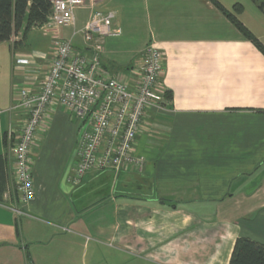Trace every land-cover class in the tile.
Returning <instances> with one entry per match:
<instances>
[{"label": "crops", "instance_id": "0c3cea01", "mask_svg": "<svg viewBox=\"0 0 264 264\" xmlns=\"http://www.w3.org/2000/svg\"><path fill=\"white\" fill-rule=\"evenodd\" d=\"M264 48V13L250 0H215ZM93 6L112 11L99 60L130 76L146 45L164 54V102L136 141L142 171L87 174L70 187L73 116L46 118L33 156L34 199L11 194L3 137L18 88L37 85L56 41L73 39ZM73 27L33 28L0 43V264H228L234 242L264 246V54L209 0H85ZM79 49V50H82ZM25 62V63H23ZM18 128V127H16ZM10 192V193H9Z\"/></svg>", "mask_w": 264, "mask_h": 264}, {"label": "built area", "instance_id": "2783aa9c", "mask_svg": "<svg viewBox=\"0 0 264 264\" xmlns=\"http://www.w3.org/2000/svg\"><path fill=\"white\" fill-rule=\"evenodd\" d=\"M49 1L50 14L40 28L73 27L75 12L88 7L85 0ZM89 10L79 31L83 49L75 48L72 38L56 41L44 69L35 76L36 87L22 88L15 101L14 109L25 113V119L16 124L18 128L10 124L6 132L10 140L5 133V142L9 140L13 162L11 194L18 204L34 199V150L47 115L57 109L70 113L78 128L68 186H79L92 172L142 171L144 160L136 156L135 146L151 128L149 113L164 102L160 87L164 54L148 44L130 76L109 75L99 52L102 40L116 34L111 28L115 14L96 10L93 2Z\"/></svg>", "mask_w": 264, "mask_h": 264}, {"label": "trees", "instance_id": "16d2710c", "mask_svg": "<svg viewBox=\"0 0 264 264\" xmlns=\"http://www.w3.org/2000/svg\"><path fill=\"white\" fill-rule=\"evenodd\" d=\"M264 54V48L237 21L235 13L241 7L234 5V13L224 10L215 0H209ZM264 13V0H250ZM49 0H0V43L9 42L20 35V40L13 43V49H19L27 33L46 23L50 14ZM166 99L170 96L164 94ZM5 142V134L3 137ZM15 200V199H13ZM228 264H264V246L247 238H237L234 242Z\"/></svg>", "mask_w": 264, "mask_h": 264}, {"label": "rangeland", "instance_id": "374dc122", "mask_svg": "<svg viewBox=\"0 0 264 264\" xmlns=\"http://www.w3.org/2000/svg\"><path fill=\"white\" fill-rule=\"evenodd\" d=\"M240 7L242 6L241 4H238ZM239 10V9H238ZM22 88H18V90H17V96H18V93H19V91L21 90ZM16 103H14V105H15ZM14 105L12 106V108H11V110L9 111V113H13V115H15V117L17 118V120H18V122L20 123V121L21 120H24L25 119V113H23V112H21L19 109H14ZM6 138H8V135H7V133H6ZM9 140H10V138H8ZM7 139V148L9 147V140ZM38 145V144H37ZM37 147L38 146H36V148H35V150H34V152L36 151V149H37ZM9 149V148H8Z\"/></svg>", "mask_w": 264, "mask_h": 264}, {"label": "water", "instance_id": "95a60500", "mask_svg": "<svg viewBox=\"0 0 264 264\" xmlns=\"http://www.w3.org/2000/svg\"><path fill=\"white\" fill-rule=\"evenodd\" d=\"M74 47L77 48V49H82L81 47H78V46H76V45H74Z\"/></svg>", "mask_w": 264, "mask_h": 264}]
</instances>
